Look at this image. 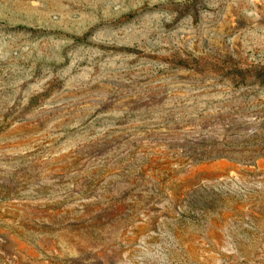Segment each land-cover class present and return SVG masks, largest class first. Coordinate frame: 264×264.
Wrapping results in <instances>:
<instances>
[{
  "label": "rangeland",
  "instance_id": "1",
  "mask_svg": "<svg viewBox=\"0 0 264 264\" xmlns=\"http://www.w3.org/2000/svg\"><path fill=\"white\" fill-rule=\"evenodd\" d=\"M0 264H264V0H0Z\"/></svg>",
  "mask_w": 264,
  "mask_h": 264
}]
</instances>
